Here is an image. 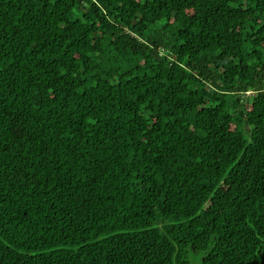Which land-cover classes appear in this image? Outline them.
<instances>
[{"label":"trees","instance_id":"trees-1","mask_svg":"<svg viewBox=\"0 0 264 264\" xmlns=\"http://www.w3.org/2000/svg\"><path fill=\"white\" fill-rule=\"evenodd\" d=\"M0 264H264V0H0Z\"/></svg>","mask_w":264,"mask_h":264}]
</instances>
